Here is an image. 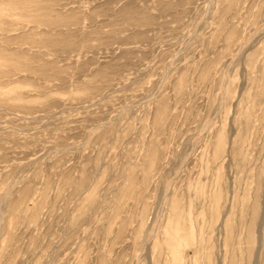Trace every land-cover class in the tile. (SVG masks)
Here are the masks:
<instances>
[{
    "label": "rangeland",
    "instance_id": "1",
    "mask_svg": "<svg viewBox=\"0 0 264 264\" xmlns=\"http://www.w3.org/2000/svg\"><path fill=\"white\" fill-rule=\"evenodd\" d=\"M0 264H264V0H0Z\"/></svg>",
    "mask_w": 264,
    "mask_h": 264
}]
</instances>
